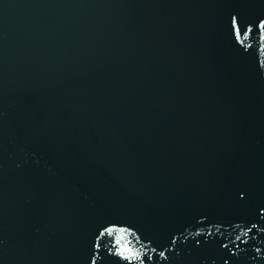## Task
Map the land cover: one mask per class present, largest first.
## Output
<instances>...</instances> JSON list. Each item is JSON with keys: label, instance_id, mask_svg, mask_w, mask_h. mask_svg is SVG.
<instances>
[{"label": "water", "instance_id": "obj_1", "mask_svg": "<svg viewBox=\"0 0 264 264\" xmlns=\"http://www.w3.org/2000/svg\"><path fill=\"white\" fill-rule=\"evenodd\" d=\"M262 22L0 0V264H264Z\"/></svg>", "mask_w": 264, "mask_h": 264}, {"label": "snow or ice", "instance_id": "obj_2", "mask_svg": "<svg viewBox=\"0 0 264 264\" xmlns=\"http://www.w3.org/2000/svg\"><path fill=\"white\" fill-rule=\"evenodd\" d=\"M234 26H235V19H234ZM262 26H264V22H262Z\"/></svg>", "mask_w": 264, "mask_h": 264}]
</instances>
